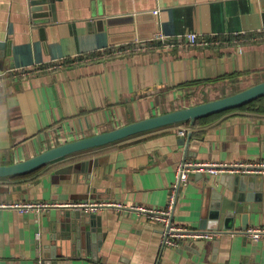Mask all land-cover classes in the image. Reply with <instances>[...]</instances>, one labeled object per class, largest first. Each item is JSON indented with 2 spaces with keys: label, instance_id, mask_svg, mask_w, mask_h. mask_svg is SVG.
<instances>
[{
  "label": "crops",
  "instance_id": "obj_1",
  "mask_svg": "<svg viewBox=\"0 0 264 264\" xmlns=\"http://www.w3.org/2000/svg\"><path fill=\"white\" fill-rule=\"evenodd\" d=\"M52 16L34 24L27 0H0V164L264 80V0H55ZM159 33L174 46L151 40ZM189 33L226 40L216 47L176 40ZM188 132L190 141L181 143ZM183 158L263 161L264 114L238 110L201 127L176 123L0 177V203L93 199L127 206L96 212L99 226L80 229L66 209L0 208V264H264V238L244 235L239 215L233 231L214 229L220 234L213 240L169 246L160 223L129 208L164 207ZM84 160H96L88 176ZM255 176L263 180L245 190L254 194L244 203L254 210L247 228L264 226V175ZM239 178L191 175L179 188L173 220L191 228L218 221L211 216L214 202L221 206L214 193L229 195L228 184Z\"/></svg>",
  "mask_w": 264,
  "mask_h": 264
},
{
  "label": "water",
  "instance_id": "obj_2",
  "mask_svg": "<svg viewBox=\"0 0 264 264\" xmlns=\"http://www.w3.org/2000/svg\"><path fill=\"white\" fill-rule=\"evenodd\" d=\"M54 1L55 0H27L29 13L34 24H43L49 22L51 19H54L52 16ZM262 95H264V80L225 96L173 109L129 122L103 132L63 142L21 161L10 164H0V177L23 175L66 156L88 150L90 148L116 142L123 138L148 130L181 123L187 120L192 123L193 120L198 117L234 108L252 101ZM190 136L191 134L188 132L186 137L180 138V142L188 144ZM95 164L96 160H84L79 163L81 171L86 172V174H84L85 176H88L90 166ZM72 167L73 166L68 165L66 168L61 169L68 170ZM56 172L59 173L61 171L57 170ZM239 176L241 178L235 182L236 184H228V189L230 190L229 195L222 194L219 191H215L214 193L216 198H220L221 206L219 210H217L219 205L218 202L215 201L213 207L216 208L211 213V216H214L215 218L217 217L219 220L222 219V224H219V220H208V222L203 224L202 227L213 230L223 229L231 232L235 227V220L239 215L240 227L242 229L241 231L243 232L247 228V213L254 210L249 208L248 205H245L244 203L250 201L254 194L252 192L246 193L245 190L254 192L255 189L257 190L260 188L263 179L256 177L255 175H250L252 177H250L251 179H247L248 181L246 183L244 178L247 175H238V177ZM63 214H65L64 216L66 218H70L73 221L72 224L76 229H80L84 225L99 226L100 224L99 217L95 213H84L76 209H66L63 211ZM47 264H54V260L49 261Z\"/></svg>",
  "mask_w": 264,
  "mask_h": 264
},
{
  "label": "built area",
  "instance_id": "obj_3",
  "mask_svg": "<svg viewBox=\"0 0 264 264\" xmlns=\"http://www.w3.org/2000/svg\"><path fill=\"white\" fill-rule=\"evenodd\" d=\"M151 39V38H150ZM149 40V39H148ZM151 40H158L165 44V47H172L174 43L172 38L164 34H156ZM184 44L192 47H207L215 46L221 43L214 35L202 36L196 33H189L183 37ZM143 43V42H141ZM183 44V43H182ZM138 45V44H137ZM136 45V46H137ZM126 47L114 50L113 53H118L128 50ZM86 58L83 56L82 59ZM24 71L22 73H27ZM184 130L180 129L179 133L184 134ZM204 175H264V160L263 161H196L188 158H183L175 168L174 180L169 186L167 202L164 207H149L143 205L131 206L140 214L150 220L156 221L162 226V244L169 246H178L179 244L195 241L200 239L213 240L219 236L220 232L206 228H191L186 225L178 224L173 220V210L175 207L179 188L185 185L191 174ZM127 207L125 204L115 200H68V201H20L13 203H0V208H14L20 211H45L50 208L58 209H76L84 213H96L105 208L120 209ZM243 234L252 240L264 238V226H254L246 228Z\"/></svg>",
  "mask_w": 264,
  "mask_h": 264
},
{
  "label": "trees",
  "instance_id": "obj_4",
  "mask_svg": "<svg viewBox=\"0 0 264 264\" xmlns=\"http://www.w3.org/2000/svg\"><path fill=\"white\" fill-rule=\"evenodd\" d=\"M264 33V32H263ZM255 34H246V36H241L240 34H235L233 36H230L231 38L233 39H239L241 37H248V36H253ZM216 39L220 40L222 44V41L223 40H226L225 38H222L220 36H215ZM176 40H180L179 42L183 43L184 44V41H183V38L181 39H176ZM228 41L230 40V38L228 37L227 39ZM144 43V42H143ZM142 43V44H143ZM219 44V45H220ZM186 47L189 46V45H186L184 44ZM219 45H215L214 47L216 46H219ZM133 45L132 44H128V46L126 47H132ZM111 52V50H109ZM108 51V52H109ZM109 52V53H110ZM235 75H238V73L236 74H230V75H227L229 77H232V76H235ZM240 75V74H239ZM221 77H218V78H215L216 79H220ZM251 111V112H257V113H263L264 114V95L252 100V101H249L245 104H242V105H239V106H236L234 108H231V109H227V110H223V111H218L216 113H213V114H210V115H206V116H202V117H198L196 119L193 120L192 123H190L188 120L187 121H183L182 123L184 124H188V125H192L194 127H201V126H205V125H209L211 124L213 121H215L218 117H220L221 115L227 113V112H231V111ZM32 172V171H31ZM30 173V172H28ZM27 174V173H26Z\"/></svg>",
  "mask_w": 264,
  "mask_h": 264
},
{
  "label": "rangeland",
  "instance_id": "obj_5",
  "mask_svg": "<svg viewBox=\"0 0 264 264\" xmlns=\"http://www.w3.org/2000/svg\"><path fill=\"white\" fill-rule=\"evenodd\" d=\"M251 83H253V81H244L243 83H241L240 85H238V87L236 86V88H237V90L236 91H238V90H241V89H243V88H245V87H248V86H250V85H252ZM207 92H213V90H209V91H207ZM234 93V92H233ZM206 94V93H205ZM209 96H210V94H206V97L205 98H209ZM214 98H217V97H215L214 96ZM213 98V99H214Z\"/></svg>",
  "mask_w": 264,
  "mask_h": 264
}]
</instances>
